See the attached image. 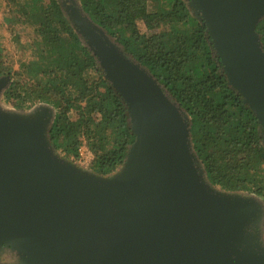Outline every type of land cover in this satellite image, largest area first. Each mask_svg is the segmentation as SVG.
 Returning a JSON list of instances; mask_svg holds the SVG:
<instances>
[{"label": "water", "instance_id": "obj_1", "mask_svg": "<svg viewBox=\"0 0 264 264\" xmlns=\"http://www.w3.org/2000/svg\"><path fill=\"white\" fill-rule=\"evenodd\" d=\"M227 85L264 144V0H185ZM60 5L124 104L134 136L120 167L99 176L62 157L54 112L0 106V264H264L263 209L210 185L186 114L74 0ZM10 83L0 76V98Z\"/></svg>", "mask_w": 264, "mask_h": 264}, {"label": "trees", "instance_id": "obj_2", "mask_svg": "<svg viewBox=\"0 0 264 264\" xmlns=\"http://www.w3.org/2000/svg\"><path fill=\"white\" fill-rule=\"evenodd\" d=\"M74 1L186 114L192 150L207 182L260 202L264 241V144L259 125L227 85L205 29L186 1ZM0 3V26L18 45L14 68V54L3 50L0 36V76L10 77L4 104L16 111L51 107L54 117L47 136L55 151L71 159L84 145L93 157L90 172L106 176L116 171L134 140L126 108L60 0ZM255 31L264 51V18Z\"/></svg>", "mask_w": 264, "mask_h": 264}, {"label": "rangeland", "instance_id": "obj_3", "mask_svg": "<svg viewBox=\"0 0 264 264\" xmlns=\"http://www.w3.org/2000/svg\"><path fill=\"white\" fill-rule=\"evenodd\" d=\"M3 10H4V5L0 3V23H1V17L3 14ZM19 33L21 35V31ZM0 36L2 37V40H3L1 41L3 43L2 45L3 50L11 54L12 56L14 54L13 62H14V68H16L18 45H16V42L12 41L13 36L5 29V26H0ZM23 40H24V37H22L20 41H23ZM0 106L4 110H13L12 108L4 104L2 97L0 98Z\"/></svg>", "mask_w": 264, "mask_h": 264}, {"label": "built area", "instance_id": "obj_4", "mask_svg": "<svg viewBox=\"0 0 264 264\" xmlns=\"http://www.w3.org/2000/svg\"><path fill=\"white\" fill-rule=\"evenodd\" d=\"M92 158V153L86 148V146L81 145L80 147H78L77 156L75 158H71V160H73L82 168L88 169Z\"/></svg>", "mask_w": 264, "mask_h": 264}]
</instances>
